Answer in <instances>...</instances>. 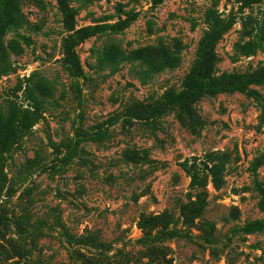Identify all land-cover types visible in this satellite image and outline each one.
Here are the masks:
<instances>
[{
	"label": "rangeland",
	"instance_id": "374dc122",
	"mask_svg": "<svg viewBox=\"0 0 264 264\" xmlns=\"http://www.w3.org/2000/svg\"><path fill=\"white\" fill-rule=\"evenodd\" d=\"M23 11L0 80V264H264V0ZM118 49L149 65L99 73ZM188 85L201 93L178 101Z\"/></svg>",
	"mask_w": 264,
	"mask_h": 264
},
{
	"label": "trees",
	"instance_id": "16d2710c",
	"mask_svg": "<svg viewBox=\"0 0 264 264\" xmlns=\"http://www.w3.org/2000/svg\"><path fill=\"white\" fill-rule=\"evenodd\" d=\"M23 2L24 0H12L8 12H5L0 3V80L4 77H9L14 72V66L11 61V55L6 42L7 33L11 31L13 34L20 36L22 31H30L32 28L28 18L24 14ZM212 42L213 39L209 40V42H207L204 46V54L202 56V60L204 61V63L202 64V70L205 72H209L211 66L217 62L216 55L212 52ZM248 45L249 43H247V46ZM239 50L242 49L240 48ZM166 53L168 54L167 49ZM171 57L174 58V60L176 61V56ZM124 64H137L139 68H142L143 65H149L146 62L142 61V56L140 55L139 50L125 52L123 50L118 49L113 54L102 52L99 54L98 59L96 61V66L99 73H102L104 71L112 72ZM151 75V69L148 68V70L143 73L142 78H150ZM42 82V84L40 83L37 86V90L34 94L36 99L43 102H45L46 99H53V88L49 86L47 81ZM220 88H222L221 84H213L211 86H206L205 91H207L209 94H212L213 92L219 91ZM200 93L201 91H196L193 86L188 85L181 92H179L176 97L179 98L178 101H182L186 100L188 97L198 96V94ZM1 108L0 115L3 116ZM73 145L74 142H71L69 144V147L67 148L68 154L65 156L64 159L65 161H69V152L71 151ZM1 154L2 151H0V155ZM95 242L103 245L101 237H96L95 240L91 241V243Z\"/></svg>",
	"mask_w": 264,
	"mask_h": 264
}]
</instances>
